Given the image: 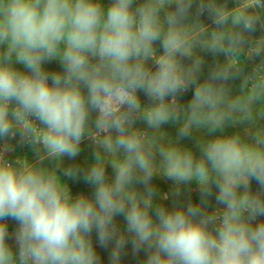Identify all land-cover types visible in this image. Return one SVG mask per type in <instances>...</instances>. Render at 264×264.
Returning a JSON list of instances; mask_svg holds the SVG:
<instances>
[{
    "label": "clouds",
    "instance_id": "1",
    "mask_svg": "<svg viewBox=\"0 0 264 264\" xmlns=\"http://www.w3.org/2000/svg\"><path fill=\"white\" fill-rule=\"evenodd\" d=\"M232 3L0 0V264H101L93 231L111 264L129 243L142 264H264V34L252 36L264 0ZM204 52L223 60L201 80ZM53 60L61 70L45 69ZM193 134L199 155L180 143ZM17 136L34 160L8 158ZM85 140L87 166L75 160ZM61 174L93 194L73 195ZM154 176L177 197L195 182L199 202L166 206Z\"/></svg>",
    "mask_w": 264,
    "mask_h": 264
},
{
    "label": "crops",
    "instance_id": "2",
    "mask_svg": "<svg viewBox=\"0 0 264 264\" xmlns=\"http://www.w3.org/2000/svg\"><path fill=\"white\" fill-rule=\"evenodd\" d=\"M101 2L105 5L107 0H101ZM218 2H224V0H218ZM227 2H228L229 8L233 7L232 0H227ZM204 22H206V24L209 25L211 21L204 20ZM262 34H264V29H262L258 25L256 31L254 33H252V36L254 38H259ZM208 55H210V53H208ZM211 56H212V54H211ZM44 67L49 72L61 70V65L56 60H53L49 63H46L44 65ZM235 85H237V84H235ZM140 127L143 128L141 126V124H140ZM9 143H11V145L13 146V149H14L13 154L9 155V157H8L9 159H13L15 155H19L21 157L26 156L29 160H34L36 158L32 147L30 145H27L26 143H20L18 136L15 139L10 140ZM91 146H92V144L88 140H85L81 144V152H80L79 156L75 158L77 163H80L84 166H87L93 162V160H94V156H93L94 148H93V146L92 147ZM70 163H72V161L65 157L64 158V164L67 165ZM61 179H62V181H64L68 185V187L70 188L71 193L73 195H76L78 193H84L88 196H91L93 194V191H94L93 186L86 183L82 176L78 179L73 180V179H69L67 177H64L61 174ZM181 190H183L182 186H181ZM259 219H260V217L257 218V221ZM5 222L7 223L8 230H9L8 243L15 251L16 250V243H15L14 233H15V230L18 226L17 222L12 220L11 218L6 219ZM100 259H101V261H104L105 264H111L110 261H106V260H110V258H107V259L106 258H100ZM143 259L144 258H121V260L127 262V264H142ZM101 264H102V262H101ZM122 264H124V263H122Z\"/></svg>",
    "mask_w": 264,
    "mask_h": 264
},
{
    "label": "rangeland",
    "instance_id": "3",
    "mask_svg": "<svg viewBox=\"0 0 264 264\" xmlns=\"http://www.w3.org/2000/svg\"><path fill=\"white\" fill-rule=\"evenodd\" d=\"M109 3H110V0H107V2L105 3V6H106L107 4H109ZM192 11L195 12V7L193 8ZM201 17H202L201 19H202L203 22H204V20H209V21H211V19L209 18V16H208L207 13L203 14ZM204 23H206V22H204ZM211 23H212V21L210 22L209 25H211ZM259 26H260V25H259ZM155 47H156L157 51H160V50H161V49H160V44H159V42L156 43ZM201 55L203 56L205 63H204L203 66H202V72H201V75H200L199 79L203 80L204 78H206L205 75H204V72L206 73V72L209 71V69L207 68V66H208V62H207V60H208L209 58H211V57H210V55H206V52L202 53ZM184 63L187 64V63H190V61L187 60V59H185V60H184ZM235 81H236V83H237V85H238L237 80H235ZM189 90H190V91H194V88H190ZM192 94H193V93H192ZM138 95L140 96V99H141L142 104H147V103H149L147 97L145 96V94H144L143 92H138ZM140 124H141V126H142L143 128H146V125H145L142 121H137V126H138V127H140ZM142 124H143V125H142ZM162 130L165 131L166 133H168L169 136L172 135V134H170V133H173V132H174V134H173L174 136H171V137H173V138H175V137L177 136L178 128H177V126H176L174 123H171V122H170V123H168V124L163 125V126H162ZM188 138H189V139H188V143L186 144V147L191 148V149L193 150V152H194L196 155H199V150H198V148L196 147L197 136H196L195 134H193V136L188 137ZM182 142H184V141H180V143H182ZM91 147H92V146H91ZM108 170H109V171H108ZM110 170H111V171H110ZM106 173H107L108 176H112V175H113V170L111 169V167H108V169L106 168ZM197 191H199L198 186H197V187H194V188L191 187V188H189L188 190H187L186 188H184V190H183L182 193L180 194V197H178V199H179V203H180V204H185V205H186V204L188 203V202L186 201V199H188L190 195H192V194H194V193H197ZM181 198H184V199L181 200ZM210 204L216 206V202H215V200H211V198H210V200H208V205H210ZM260 220H264V217H260V219H259L257 222H259ZM116 221H117V223H118V227H119L121 230H123V228L125 227V224H124L125 221H124L123 216H117V217H116ZM92 240H93L94 248H95L97 254L99 255V257H100V258H106V259H107V258H110V251H111V247H112L111 243L108 245L107 248H102V247H100L99 244L97 243V239H96V233H95V231H93V234H92ZM141 253H142V255L140 256V258H145V253H144L143 251H141ZM133 255H134V254H133V251H132V247H125V249H124V254H122V257H121V258H131ZM106 261H110V260H106ZM101 262H102V264H105L104 261H101Z\"/></svg>",
    "mask_w": 264,
    "mask_h": 264
},
{
    "label": "trees",
    "instance_id": "4",
    "mask_svg": "<svg viewBox=\"0 0 264 264\" xmlns=\"http://www.w3.org/2000/svg\"><path fill=\"white\" fill-rule=\"evenodd\" d=\"M206 55H208V53H206ZM210 56H211V53H210ZM217 59H219V60L222 61L223 60V56L222 55L221 56H218V57H212L211 56V58H209L207 60V62H208L207 68L210 69V67L214 64V62ZM261 59H264V56L255 58L254 62L258 63V62H260ZM252 63L253 62H248L245 65V71H248L251 68ZM208 74H209V71L206 72V73L204 72L205 77H207ZM235 80H237L238 85H235V84H237ZM235 80H233V81L230 82L233 93H235V92L238 91L239 84H240V80L239 79H235ZM192 93H193V91L188 90L187 92L181 94L178 97L179 101L181 103H183V104H187V102L191 99ZM229 130H231V129H229ZM170 134H172V135H170V137L171 136H174L173 135L174 132L173 133H170ZM188 139L189 138L181 139V141H184L181 144L184 145V146H186V144L188 143ZM151 182L153 183V185L156 186V188L158 189V193L160 195H167L169 197L167 200L162 201L166 206H169L170 207V206H172V204L174 202L179 203L178 197H180V195L178 197L172 195V185H173V181H171V180H169V179H167L166 177H163V176H154ZM181 186L183 187V190H184V188H186L188 190L189 188H191V187L194 188V187H197L198 185L195 182H192L190 185H181ZM138 187L142 189L143 186L141 185V186H138ZM251 189L253 191L260 190V186L257 184V182L255 180H252L251 181ZM183 190H181V193H182ZM215 191H216V189L214 188L213 189V196L209 197V200H210V198H211V200H215ZM183 199L184 198H181V200H183ZM189 200H191L193 202H199V200H200V193H199V191H197V193H194V194L190 195L189 198L186 199L187 202H189ZM208 206H209V209H211V207H214V205H212V204H210ZM126 247H132V246L129 243ZM141 255H142V253L140 252L138 254H134L131 258H140ZM121 261H123V260H121ZM122 263L127 264V262H125V261H123Z\"/></svg>",
    "mask_w": 264,
    "mask_h": 264
}]
</instances>
